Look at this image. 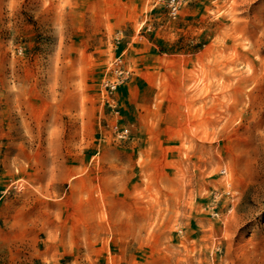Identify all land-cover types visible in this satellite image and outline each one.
<instances>
[{
	"label": "rangeland",
	"instance_id": "obj_1",
	"mask_svg": "<svg viewBox=\"0 0 264 264\" xmlns=\"http://www.w3.org/2000/svg\"><path fill=\"white\" fill-rule=\"evenodd\" d=\"M0 264H264V0H0Z\"/></svg>",
	"mask_w": 264,
	"mask_h": 264
},
{
	"label": "built area",
	"instance_id": "obj_2",
	"mask_svg": "<svg viewBox=\"0 0 264 264\" xmlns=\"http://www.w3.org/2000/svg\"><path fill=\"white\" fill-rule=\"evenodd\" d=\"M182 0H165V4L168 7L169 14L175 17L179 11ZM117 127V125H115ZM127 132V128H121L120 134L123 136Z\"/></svg>",
	"mask_w": 264,
	"mask_h": 264
}]
</instances>
